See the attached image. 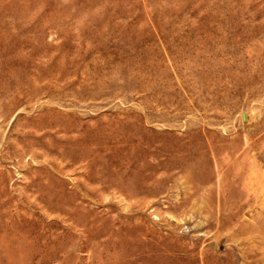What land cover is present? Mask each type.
Here are the masks:
<instances>
[{"label": "rangeland", "instance_id": "rangeland-1", "mask_svg": "<svg viewBox=\"0 0 264 264\" xmlns=\"http://www.w3.org/2000/svg\"><path fill=\"white\" fill-rule=\"evenodd\" d=\"M0 264H264V0H0Z\"/></svg>", "mask_w": 264, "mask_h": 264}]
</instances>
